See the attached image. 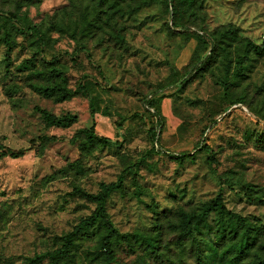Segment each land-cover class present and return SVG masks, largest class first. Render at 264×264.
Wrapping results in <instances>:
<instances>
[{"label": "rangeland", "instance_id": "374dc122", "mask_svg": "<svg viewBox=\"0 0 264 264\" xmlns=\"http://www.w3.org/2000/svg\"><path fill=\"white\" fill-rule=\"evenodd\" d=\"M112 1L0 0V146L26 151L0 156V264L58 248L95 210L75 187L97 194L130 166L108 213L120 233L158 238L164 264H197L191 240H179L178 213L199 211L220 193L230 212L261 229L245 261L264 258V55L250 48L238 66L248 42L264 41V0H175L174 11L168 0H127L118 13ZM8 13L42 28L47 45L5 22ZM52 61L90 97L56 103L38 94L36 70ZM38 109L77 122L48 128ZM92 126L113 143L83 154L71 139ZM43 136L56 141L32 143ZM102 234L81 236L71 264H101ZM204 239L206 264H222L224 246L213 234ZM117 264L158 263L137 246Z\"/></svg>", "mask_w": 264, "mask_h": 264}, {"label": "trees", "instance_id": "16d2710c", "mask_svg": "<svg viewBox=\"0 0 264 264\" xmlns=\"http://www.w3.org/2000/svg\"><path fill=\"white\" fill-rule=\"evenodd\" d=\"M98 1L101 6H104L109 2V0ZM126 1L127 0H113L110 10H115V12L118 13L116 7H120L121 2ZM168 1L171 9L174 11L175 0ZM186 1H191L193 5L196 0ZM3 18L5 19V22L16 23L18 30L27 37L33 38L39 46L44 48L47 45L46 32L42 28L35 25L23 26L18 22L17 16L12 13L3 15ZM4 41L8 45L6 63L10 65L12 62V48L14 45L10 40L8 31L5 32ZM250 48H253L258 55H264V41L260 46L248 42L245 54L238 60V66L240 68H242L243 64L249 59ZM214 49L215 46H213L206 61L210 59ZM56 63L57 62L52 61L47 63L48 65L44 64L46 66L45 71L36 70V74L42 77L44 82L38 84L34 90L44 98L51 99L56 103L65 102L76 97H90L89 89L83 83L79 84L77 88L69 87L65 72L57 67ZM202 66L203 63L198 69ZM239 103H242V101H232L230 106ZM38 111L42 119L46 122L48 128H69L77 122V117L71 114L56 116L45 109H38ZM121 128L122 125L119 124L118 129ZM155 136L156 134L154 133V137ZM54 141H56L55 137L43 136L37 140H33L32 143H39L44 149ZM71 142L74 144L78 143L79 149L83 154H88L92 149L98 147H108L113 143L112 139L98 135L94 126L78 130L71 139ZM257 142L259 144H264V141L261 138H259ZM204 149L210 154V160L215 163L216 157L212 149L206 145H204ZM25 152L26 151L23 149L14 151L0 146L1 157L19 159L24 157ZM182 156L185 157L186 155ZM133 171L134 168L131 166L126 168L116 182L101 184L100 191L97 194H90L81 188L75 187L74 194H79L81 197L86 198L95 204L94 212L90 216L82 218L70 233L60 237V246L58 248L26 258L25 263L42 264L44 261H48V264H71L76 241L91 230L102 229L103 234L100 239V250L103 252L104 258L101 264H117L120 252H134L137 246H139L142 253L146 256L153 258L158 264H164V258H162L159 251L161 245L158 238L149 237L145 234H122L117 229L108 213L107 207L109 199L116 192L124 190L125 177ZM135 186L139 188L140 185L135 183ZM178 215L179 225L177 228L179 232V240L181 242L191 240L197 264H206L207 255L205 247L207 246V243L204 238L206 235L211 234L216 238L217 245L222 244L224 246L223 250L217 253V258L220 263L264 264V258L245 261L257 246L258 236L261 233V229L258 227H252L247 218H243L230 212L224 204L222 193H220L214 200L204 205L199 211L190 213L180 211ZM211 215H213V224L210 222Z\"/></svg>", "mask_w": 264, "mask_h": 264}]
</instances>
